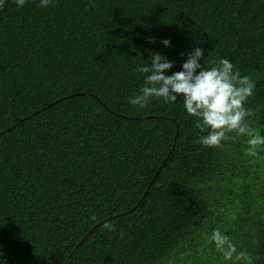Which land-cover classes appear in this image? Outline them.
<instances>
[{
  "label": "trees",
  "instance_id": "1",
  "mask_svg": "<svg viewBox=\"0 0 264 264\" xmlns=\"http://www.w3.org/2000/svg\"><path fill=\"white\" fill-rule=\"evenodd\" d=\"M197 46L252 78L264 135V0H5L0 264H225L217 228L264 264V147H202L182 99L128 102L150 53L175 72Z\"/></svg>",
  "mask_w": 264,
  "mask_h": 264
},
{
  "label": "clouds",
  "instance_id": "2",
  "mask_svg": "<svg viewBox=\"0 0 264 264\" xmlns=\"http://www.w3.org/2000/svg\"><path fill=\"white\" fill-rule=\"evenodd\" d=\"M18 8H23L28 0H14ZM90 6L93 0H89ZM5 0H0V9ZM55 0H39V7L49 8ZM155 40L149 43L155 44ZM165 48L172 46L171 40L161 41ZM205 53L199 46L187 53L180 71L173 72L174 62L161 53H150V64L136 68L143 75V85L138 94L129 98V104L140 110L151 106L153 100L164 104H175L182 99L187 115L195 117L194 128L200 133L197 143L204 148H220L227 140L247 137L246 154L258 157L264 147V135L251 127L254 113L245 105L254 96L255 82L248 75H241L235 65L226 58H220L207 66ZM171 72V75L167 73ZM232 134V135H230ZM95 221L96 216L90 215ZM109 231L116 232L114 225L105 224ZM123 239V232L117 233ZM208 243L222 257L225 264H252L245 251H238L233 238L214 229Z\"/></svg>",
  "mask_w": 264,
  "mask_h": 264
},
{
  "label": "water",
  "instance_id": "3",
  "mask_svg": "<svg viewBox=\"0 0 264 264\" xmlns=\"http://www.w3.org/2000/svg\"><path fill=\"white\" fill-rule=\"evenodd\" d=\"M178 134V133H177Z\"/></svg>",
  "mask_w": 264,
  "mask_h": 264
}]
</instances>
